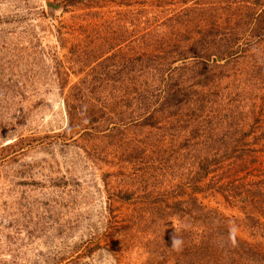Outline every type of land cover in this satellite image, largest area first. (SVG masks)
I'll return each instance as SVG.
<instances>
[{
    "label": "rangeland",
    "instance_id": "1",
    "mask_svg": "<svg viewBox=\"0 0 264 264\" xmlns=\"http://www.w3.org/2000/svg\"><path fill=\"white\" fill-rule=\"evenodd\" d=\"M0 264H264V0H0Z\"/></svg>",
    "mask_w": 264,
    "mask_h": 264
},
{
    "label": "clouds",
    "instance_id": "2",
    "mask_svg": "<svg viewBox=\"0 0 264 264\" xmlns=\"http://www.w3.org/2000/svg\"><path fill=\"white\" fill-rule=\"evenodd\" d=\"M174 226V234L172 235V238H171V248L174 250V251H181L182 248H183V244H184V241L183 239L178 235V233L181 231V228H178L175 224H173ZM189 226L187 224L183 225V229H187ZM230 240L233 244H235L236 242V229L235 228H232L230 229Z\"/></svg>",
    "mask_w": 264,
    "mask_h": 264
},
{
    "label": "trees",
    "instance_id": "3",
    "mask_svg": "<svg viewBox=\"0 0 264 264\" xmlns=\"http://www.w3.org/2000/svg\"><path fill=\"white\" fill-rule=\"evenodd\" d=\"M70 0H66V2H69ZM260 197H261V195H260Z\"/></svg>",
    "mask_w": 264,
    "mask_h": 264
}]
</instances>
